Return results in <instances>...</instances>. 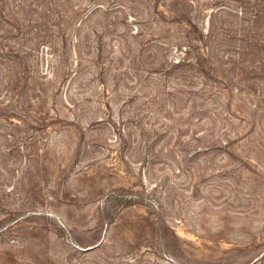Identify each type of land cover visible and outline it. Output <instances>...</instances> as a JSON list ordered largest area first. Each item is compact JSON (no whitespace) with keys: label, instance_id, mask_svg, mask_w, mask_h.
<instances>
[{"label":"rangeland","instance_id":"1","mask_svg":"<svg viewBox=\"0 0 264 264\" xmlns=\"http://www.w3.org/2000/svg\"><path fill=\"white\" fill-rule=\"evenodd\" d=\"M0 264H264V0H0Z\"/></svg>","mask_w":264,"mask_h":264}]
</instances>
